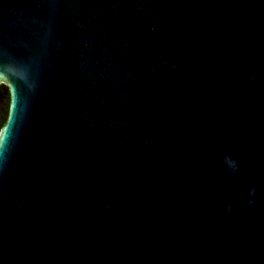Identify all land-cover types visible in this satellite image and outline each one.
<instances>
[{
    "label": "water",
    "instance_id": "95a60500",
    "mask_svg": "<svg viewBox=\"0 0 264 264\" xmlns=\"http://www.w3.org/2000/svg\"><path fill=\"white\" fill-rule=\"evenodd\" d=\"M0 264H264V0H0Z\"/></svg>",
    "mask_w": 264,
    "mask_h": 264
},
{
    "label": "flooded vegetation",
    "instance_id": "af4514ba",
    "mask_svg": "<svg viewBox=\"0 0 264 264\" xmlns=\"http://www.w3.org/2000/svg\"><path fill=\"white\" fill-rule=\"evenodd\" d=\"M11 104V92L7 85L0 83V133L6 125Z\"/></svg>",
    "mask_w": 264,
    "mask_h": 264
}]
</instances>
